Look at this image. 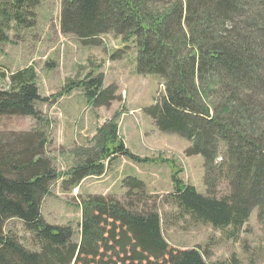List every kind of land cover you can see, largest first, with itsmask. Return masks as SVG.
<instances>
[{
	"label": "trees",
	"instance_id": "1",
	"mask_svg": "<svg viewBox=\"0 0 264 264\" xmlns=\"http://www.w3.org/2000/svg\"><path fill=\"white\" fill-rule=\"evenodd\" d=\"M44 1L0 0V42H10L12 25L33 28L34 10ZM59 27L86 45L113 34L123 50L134 45L137 74L159 78L163 93L145 113L158 130L189 143L187 156L202 157L207 189L200 194L172 174L164 202L177 219L233 238L256 209L264 227V0H61ZM8 82L0 88V116L42 124L35 105L47 99L39 95L32 70L14 72ZM71 88L91 107H109L118 98L116 88H105L102 74L94 72ZM96 134L93 154L66 173L50 166L42 131L0 138V264H208L198 248L168 245L163 214L111 197L81 201L79 243L70 225L44 221L41 203L53 181L61 179L62 190L71 191L83 179L103 175L116 156L148 162L117 138L114 121ZM221 182L228 186L223 197L210 192ZM123 185L126 196L143 191L134 177ZM10 220L22 224L30 247L7 231Z\"/></svg>",
	"mask_w": 264,
	"mask_h": 264
},
{
	"label": "rangeland",
	"instance_id": "2",
	"mask_svg": "<svg viewBox=\"0 0 264 264\" xmlns=\"http://www.w3.org/2000/svg\"><path fill=\"white\" fill-rule=\"evenodd\" d=\"M60 3L61 0H45L34 10L37 18L33 28L16 30L12 25L6 33L10 42H0V88L8 87L10 74L30 68L39 95L47 99L35 105L42 124L27 116H0V138L10 141L11 133L42 131L48 141L44 155L50 166L57 173H66L93 154L97 130L114 121L117 138L133 155L148 162L116 156L105 164L103 175L85 178L71 191L62 190L61 179L53 181L41 203L44 221L70 225L73 241L79 243L81 201L87 196L111 197L125 206L163 214L162 235L168 245L198 248L205 253L208 264H264V227L256 209L240 232L229 238L210 226L177 219L176 210L165 204V197L172 193L174 173L198 193L206 194L202 157L187 156L189 143L176 134L158 130L145 113L161 96L163 87L158 77L137 74L134 45L123 50V43L113 34L100 37L94 45L63 35L59 27ZM119 50L118 58L113 60ZM92 72L102 74L105 88H116L118 98L109 107H91L79 89L67 91ZM126 177L141 181L143 191L133 189L126 196ZM210 192L219 197L227 195V183L221 182ZM6 229L19 243L30 247L29 234L19 221H8Z\"/></svg>",
	"mask_w": 264,
	"mask_h": 264
}]
</instances>
